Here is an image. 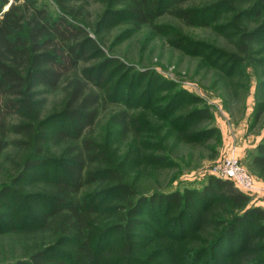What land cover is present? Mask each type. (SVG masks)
<instances>
[{
	"label": "trees",
	"instance_id": "trees-1",
	"mask_svg": "<svg viewBox=\"0 0 264 264\" xmlns=\"http://www.w3.org/2000/svg\"><path fill=\"white\" fill-rule=\"evenodd\" d=\"M53 1L64 12H77L71 6L76 0ZM104 2L107 7L98 27L105 29V24L108 30L124 13L136 28L157 31V20L164 15L185 27H208L224 12H232L226 24L235 30L229 33L231 39L238 38L229 55L205 49L183 35L171 41L213 63L227 59V73L245 59L242 54L251 58L260 51L258 44L264 41V0L255 7L246 0ZM8 4L0 0V163L10 148L19 149V155L7 157L16 176L0 188V212L25 207L26 216L15 218L10 211L9 221L38 223L25 231L34 242L27 256L11 264H160L156 254L166 248L173 254L170 264H204L206 256L214 257L210 264H264V210L252 206L250 196L233 181L210 176L200 189L146 194L125 173L128 165L157 167L169 160L157 150L145 153L152 136L143 132V124L149 128L150 112L158 111V118L185 141L205 145L219 134L210 108L180 90L158 108L161 91L169 92L175 85L150 72L134 73L133 88L124 90L125 80L117 87L102 69L122 63L105 59L91 64L93 55L103 51L82 26L64 15L54 19L36 0L14 2L4 11ZM253 19L256 22L250 23ZM137 79L147 81L146 91L133 90ZM57 94L61 98L49 108L50 98ZM110 104L114 110L102 125L101 115ZM262 114L264 102L255 107L256 122ZM206 122L212 123L204 126ZM115 129L121 140L118 147L108 137ZM124 142L134 149L119 162ZM252 153L251 168L264 180V142ZM43 172L48 175L43 177ZM149 209L155 214H148ZM222 212L233 216L225 219ZM145 229L156 243L143 260L139 242ZM196 232L207 235V245L184 255L185 244L194 241Z\"/></svg>",
	"mask_w": 264,
	"mask_h": 264
},
{
	"label": "rangeland",
	"instance_id": "rangeland-1",
	"mask_svg": "<svg viewBox=\"0 0 264 264\" xmlns=\"http://www.w3.org/2000/svg\"><path fill=\"white\" fill-rule=\"evenodd\" d=\"M246 1L250 7H255V2H258V0ZM14 2L19 4L24 0H9L4 11H7L6 9H9ZM36 3L46 5L54 19L64 15L71 22L82 26L88 36L98 43L103 54L96 52L91 64L102 63L105 59L113 60L112 63H115V60H117L116 63H122L124 68L123 66L110 65L102 69L106 72V77L113 80V84L117 87L125 80L124 90L133 88V83L136 80L134 73L150 72L175 85L173 90L169 87L171 89L169 92L161 91L163 100H160L159 103L162 104L157 105L158 108L167 105L170 102L169 97H172L170 94H174L177 90L187 91L191 95L197 96L202 100L204 106L210 108L213 114V125L218 128L219 134L217 137L210 138L205 145H194L185 141L158 118V111L154 113L153 110L148 114L147 119L151 124L148 123L149 128H147L144 123L143 132L152 138L145 146V153L157 150L161 153L160 155L166 156L169 160L163 166L158 165L157 167L147 166V164L142 167L139 164L126 166L125 173L136 188H140L146 194L186 187L200 189L207 183L210 176H215V172L223 168L230 156L236 155L240 166L253 180L254 192L249 193L251 205L264 210V180L258 177L251 168L252 152L264 142V114L257 122L255 121V107L258 103L264 102V94L260 92L264 91V87H261V82L264 81V41L258 44L260 51L252 55L251 58L242 54L241 57L245 59L238 62L237 67L227 73L224 70L227 59L223 60L224 63L221 61V64L213 63L198 54L178 49L171 41L180 40L183 35L189 40L198 42L205 49L229 55L236 50L233 43L238 38L231 39L229 33H234L235 30H232L231 24H226L231 20L232 12H224L208 27H185L170 16L164 15L157 20V24L160 25L157 31L148 26L136 28L129 16L124 13L117 16L119 22H112L113 24L108 30L109 26L105 24V29L98 27L107 7L104 0H76L71 4L74 11H77L75 13L64 12L53 0H36ZM262 8L264 12V5ZM203 17L205 16L203 15ZM262 19L264 20V14ZM252 21L250 23L256 22V19ZM252 27L254 29L255 24ZM102 70L96 74H100ZM96 74L93 76L98 78ZM146 84L147 81L142 84V81L137 79V86L133 90L138 89V93L146 91ZM60 98V94L50 98L49 108ZM110 106L101 115L102 125L107 123L108 115L114 110V104H110ZM188 107L191 109L194 106L188 105ZM160 113L162 112L160 111ZM212 122H206L204 126L210 125ZM101 133L98 130L96 134L100 135ZM108 137L113 141L115 147L121 145L118 129L113 130L111 136ZM133 149L130 142H124L118 154L120 158L118 161L130 157ZM18 150L10 148L4 154L0 163V188L16 176L13 170L14 166L7 157L19 155ZM47 175L48 173H42L43 177ZM45 207H49L47 202H45ZM46 210H50V208ZM10 211L13 212L12 217L15 218L19 215H27L26 208L19 206L12 210L9 209V211L0 212V222L2 223L0 225V264H11L24 259L27 256L25 254L27 247L34 243L26 238L28 233L25 231L31 225L38 226L37 222L30 219L25 225L15 219L9 221ZM151 211L149 209L147 213L152 214ZM222 214L225 219H227L226 215L228 219L233 216L231 212L229 214L222 212ZM13 222L19 224V228H15ZM142 235L139 243L140 252L143 253L141 258L144 260L147 250L156 242L152 240L154 237L146 229ZM35 237L42 239V236ZM191 237L194 241L189 240V243L185 244L184 255L202 248L201 246L206 244L204 242L208 241L207 235L197 234V232ZM46 241H48V236H46ZM156 255L160 264L162 262L170 264L173 254L166 248ZM213 259L214 257L211 259L210 256H206L204 264H210ZM180 262L183 260L180 259Z\"/></svg>",
	"mask_w": 264,
	"mask_h": 264
},
{
	"label": "built area",
	"instance_id": "built-area-1",
	"mask_svg": "<svg viewBox=\"0 0 264 264\" xmlns=\"http://www.w3.org/2000/svg\"><path fill=\"white\" fill-rule=\"evenodd\" d=\"M215 174L220 179L233 181L237 188L248 195L254 192L253 180L240 166L239 159H237L236 155L230 156L223 168L219 169Z\"/></svg>",
	"mask_w": 264,
	"mask_h": 264
},
{
	"label": "water",
	"instance_id": "water-1",
	"mask_svg": "<svg viewBox=\"0 0 264 264\" xmlns=\"http://www.w3.org/2000/svg\"><path fill=\"white\" fill-rule=\"evenodd\" d=\"M6 10H8V9H6Z\"/></svg>",
	"mask_w": 264,
	"mask_h": 264
}]
</instances>
